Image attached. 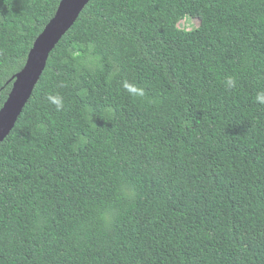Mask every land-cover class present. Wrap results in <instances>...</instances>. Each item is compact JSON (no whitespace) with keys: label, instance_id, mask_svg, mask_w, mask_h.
<instances>
[{"label":"trees","instance_id":"trees-1","mask_svg":"<svg viewBox=\"0 0 264 264\" xmlns=\"http://www.w3.org/2000/svg\"><path fill=\"white\" fill-rule=\"evenodd\" d=\"M60 1L0 0V109ZM260 92L264 0H90L0 143V264H264Z\"/></svg>","mask_w":264,"mask_h":264},{"label":"water","instance_id":"water-1","mask_svg":"<svg viewBox=\"0 0 264 264\" xmlns=\"http://www.w3.org/2000/svg\"><path fill=\"white\" fill-rule=\"evenodd\" d=\"M89 2L90 0H61L54 17L35 40L25 66L14 76L12 90L0 109V143L10 134L31 98L50 53L75 24Z\"/></svg>","mask_w":264,"mask_h":264},{"label":"clouds","instance_id":"clouds-1","mask_svg":"<svg viewBox=\"0 0 264 264\" xmlns=\"http://www.w3.org/2000/svg\"><path fill=\"white\" fill-rule=\"evenodd\" d=\"M227 85H228V87H234L235 81H234V79L232 77L228 78ZM125 87L133 95H139V96H143L144 95V92H143L142 89H130V88L127 87V85H125ZM256 99L259 102L264 103V92L258 93ZM55 103L57 104V110H60L63 107L62 102H61L60 99H55Z\"/></svg>","mask_w":264,"mask_h":264},{"label":"rangeland","instance_id":"rangeland-1","mask_svg":"<svg viewBox=\"0 0 264 264\" xmlns=\"http://www.w3.org/2000/svg\"><path fill=\"white\" fill-rule=\"evenodd\" d=\"M199 25V19L193 18L191 16H185L179 23L180 27H184L186 29H193Z\"/></svg>","mask_w":264,"mask_h":264}]
</instances>
